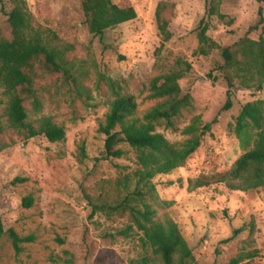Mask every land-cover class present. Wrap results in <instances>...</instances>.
I'll use <instances>...</instances> for the list:
<instances>
[{
  "label": "rangeland",
  "instance_id": "1",
  "mask_svg": "<svg viewBox=\"0 0 264 264\" xmlns=\"http://www.w3.org/2000/svg\"><path fill=\"white\" fill-rule=\"evenodd\" d=\"M2 1L0 31L8 35L14 6L12 0ZM25 1L42 37L64 55L69 71L66 76L37 69L41 106L26 103L28 122L51 118L66 129V139L25 141L11 128V96L0 81V126L10 144L0 152V212L6 232L13 229L21 238L34 239L18 253L10 236L0 235V264H164L151 248L142 247L136 228L130 237L124 235L130 226L127 216L96 210L127 198L133 201L139 190L147 193L151 187L154 196L146 194L133 204L150 205L157 220L172 219L179 225L193 251L192 264H232L237 258L264 264V189L241 193L213 185L189 191L190 180L227 172L246 152L230 127L246 104L264 100V91L249 88L240 66L227 69L223 51L236 53L238 43L257 25L258 0L216 1L213 17L208 9L214 0H113L120 7H134L138 16L103 36L89 32L82 0ZM161 4L167 5L164 16L173 35L165 47L156 19ZM203 19L209 23L211 47L199 41ZM256 33L264 36V26ZM179 60L191 67L180 85L192 97L180 129L201 117L204 124H213L212 131L184 167L142 183L136 176L141 170L138 153L128 144L120 146L125 152L121 159L103 158L106 137L100 128L115 99L108 83H120L123 94L137 98V117L142 118L159 102L147 100L150 82L185 69L177 66ZM228 77L235 85L234 107L223 112ZM158 132L176 145L187 139L165 128ZM28 198L33 199L31 208L24 205Z\"/></svg>",
  "mask_w": 264,
  "mask_h": 264
},
{
  "label": "trees",
  "instance_id": "2",
  "mask_svg": "<svg viewBox=\"0 0 264 264\" xmlns=\"http://www.w3.org/2000/svg\"><path fill=\"white\" fill-rule=\"evenodd\" d=\"M216 1L220 4L222 0L212 1L208 9L209 17L218 13ZM258 2L261 4L259 22L238 43L239 49L236 53L224 49L223 56L227 69L240 66L244 82L251 83L249 88L264 91V36L255 35L264 26V0ZM12 3L14 8L9 13L7 21L8 35L0 31V81L11 96L8 110L11 128L25 141L44 137L51 143L63 142L66 139V129L63 126L48 117L34 123L28 122L29 116L25 105L32 100L36 109L41 106L35 90L37 69L50 74L64 73L69 76L67 61L58 49L51 47L44 40L27 2L12 0ZM82 6L89 32L95 36H103L108 30L132 22L138 16L134 7H120L113 0H82ZM166 10L167 5L161 4L156 12L158 30L163 41L162 47L173 38L170 31L171 22L164 16ZM208 32L209 23L203 19L199 25V41L202 45L211 47ZM177 66L186 68L172 70L150 82L147 100L159 102L142 118L137 117L139 108L137 98L132 94H123L120 83L111 80L108 83L115 99L106 123L100 128V133L106 137L103 158L121 159L125 152L120 146L128 144L138 153L141 170L136 176L142 183L148 184L158 175H170L184 167L202 147L203 139L212 131L213 124H204L201 117H195L191 123L180 129V117L192 104L191 95L183 93L180 82L191 67L181 60L177 61ZM227 79L230 90L223 112H229L234 107L235 85L232 78ZM159 128L181 132L187 139L180 145L172 144L158 132ZM5 132L6 130L0 126V152L10 147L3 139ZM230 133L237 136L246 152L229 171L202 175L190 180V192L213 185H224L232 192L241 193L264 189V100L246 104L236 118L235 125L230 127ZM16 182L23 180L18 179ZM154 191L155 187H151L147 193L139 190L133 201L144 199L146 194L154 196ZM133 201L127 198L117 205H104L97 207L96 210L109 215L127 216L130 226L124 235L130 237L136 228L142 234L140 237L142 247L151 248L155 254L161 256L164 264H192L193 251L179 225L172 219L157 220L156 209L150 205L141 208L138 204L134 205ZM24 205L31 208L33 199H26ZM241 232L237 231L235 236ZM4 233L10 236L18 253L22 251V244L34 240L21 238L13 229L6 232L0 212V235ZM249 259L252 260L254 257L250 256ZM232 264L251 263H245L243 258H237Z\"/></svg>",
  "mask_w": 264,
  "mask_h": 264
}]
</instances>
